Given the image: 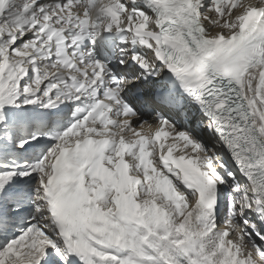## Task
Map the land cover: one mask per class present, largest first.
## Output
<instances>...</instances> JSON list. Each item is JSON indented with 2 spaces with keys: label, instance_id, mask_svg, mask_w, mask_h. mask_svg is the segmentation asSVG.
I'll return each instance as SVG.
<instances>
[{
  "label": "snow or ice",
  "instance_id": "obj_1",
  "mask_svg": "<svg viewBox=\"0 0 264 264\" xmlns=\"http://www.w3.org/2000/svg\"><path fill=\"white\" fill-rule=\"evenodd\" d=\"M0 264H264V0H0Z\"/></svg>",
  "mask_w": 264,
  "mask_h": 264
},
{
  "label": "bare ground",
  "instance_id": "obj_2",
  "mask_svg": "<svg viewBox=\"0 0 264 264\" xmlns=\"http://www.w3.org/2000/svg\"><path fill=\"white\" fill-rule=\"evenodd\" d=\"M193 126H195V125H193Z\"/></svg>",
  "mask_w": 264,
  "mask_h": 264
}]
</instances>
